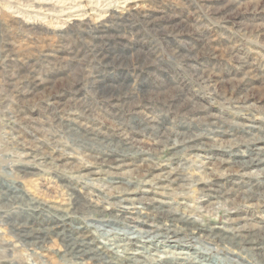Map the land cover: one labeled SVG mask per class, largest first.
Wrapping results in <instances>:
<instances>
[{
  "label": "rangeland",
  "instance_id": "1",
  "mask_svg": "<svg viewBox=\"0 0 264 264\" xmlns=\"http://www.w3.org/2000/svg\"><path fill=\"white\" fill-rule=\"evenodd\" d=\"M261 158L264 0H0V264H264Z\"/></svg>",
  "mask_w": 264,
  "mask_h": 264
},
{
  "label": "bare ground",
  "instance_id": "2",
  "mask_svg": "<svg viewBox=\"0 0 264 264\" xmlns=\"http://www.w3.org/2000/svg\"><path fill=\"white\" fill-rule=\"evenodd\" d=\"M250 92V91H249ZM251 92H253V91H251ZM252 94V93H251ZM253 95V94H252ZM257 96H258V94H257ZM249 97V96H248ZM260 97V96H259ZM260 99V98H259ZM38 141V140H37ZM61 147V146H60ZM147 147V146H146ZM42 149V150H41ZM144 149H146V148H144ZM152 149H156L155 147H154V145H150L149 147H148V149H146V153L148 154V153H150L151 152V150ZM36 151L37 152V150H40V152H37V153H40V154H35L34 156H33V158H35L36 159V157H38V156H40V158L39 159H41L42 161H44V163H47L48 162V160L47 159H56L57 157V154L59 155V151H57V150H53V151H49V150H47V149H45V148H40L37 144L36 145H34L31 149H30V152H29V155H30V153L32 152V151ZM28 155V156H29ZM25 156H27V154L25 155ZM34 160V159H33ZM115 161H120V158H115L114 159ZM40 162V161H39ZM49 163V162H48ZM243 164H244V166L245 165H263V166H261L262 167V169L264 170V160L261 158V159H258V161H254V160H252V161H249V162H247L246 160H245V162H243ZM145 166H148L149 167V163H147ZM74 168H75V171H78V172H80L81 170H82V167H80V166H78V165H75L74 166ZM98 172H93V171H90L88 174H85V175H91V174H97ZM261 174H263V173H261ZM83 176V175H82ZM264 176V174L263 175H260V177H263ZM85 177V176H84ZM129 183L131 184V186H132V184L134 183H132V181L131 182H126V184L127 185H129ZM134 187L136 188V184L134 183ZM86 188H88V187H86ZM134 188V189H135ZM9 191H11V189L9 190L8 189V192ZM81 191H84V190H80V189H76V188H73V191H72V197L70 198V204H76V205H83V202H84V196H82L81 194H79V192H81ZM88 191V190H87ZM120 193H125V195L124 196H126V195H129L130 193H133V191H130V188L128 189V190H126V188L124 187V189H122V190H120L119 191V194L118 195H120ZM83 194H85V193H83ZM10 195H13V194H10ZM116 197H120V196H116ZM121 197H123V196H121ZM98 198H96L95 200L94 199H89V201H90V204L91 203H96V202H98ZM122 200L123 201H127V202H131L132 200H134V198H127V197H125V198H122ZM32 202H30V204H31ZM28 207H30L29 205H28ZM50 208L52 207L53 208V206H49ZM29 210H31V208H28ZM127 209V208H126ZM68 211V209H61L60 210V208H58V209H56V212H58V213H63V212H65V213H63L62 215H61V217H65V216H68L67 215V212ZM69 214V213H68ZM4 218H9V215H6V214H4V216H3ZM177 219H181L182 220V218L181 217H179V218H177ZM12 222V221H11ZM14 225L13 226H17L16 228L17 229H15V230H19L18 232H17V234H18V236H20V235H22V234H24V236L26 235V236H30L32 233H34V231H36L37 229H35L33 226H34V224H32V223H28V221H26L25 223L23 222L22 224L20 223H13ZM56 225V224H55ZM47 227V226H46ZM84 227V226H83ZM83 227H81L80 226V230L83 228ZM149 227L150 228H155V229H158V226L157 225H149ZM37 228V227H36ZM185 227H179V230L181 231V230H183ZM78 229V228H77ZM137 229V228H136ZM161 229V228H160ZM164 230H166L167 232H171V231H175V232H178L179 230L177 229V228H171V227H169V225L168 224H165V228H163ZM79 230V231H80ZM185 231L186 230H188V228H185L184 229ZM130 231V230H129ZM151 229H149L148 231H144V230H141V229H137V230H134L133 231V233L135 232L136 233V235H134V236H131L129 239L131 240V239H133L134 237L135 238H138V237H140V236H142V237H144L143 235H147V234H149V233H151ZM166 231H165V233H166ZM16 232V231H15ZM131 232H129L128 234H130ZM80 234H81V231H80ZM164 234V233H163ZM126 236L125 237H128L127 236V234H125ZM36 236H37V234H36ZM78 236V235H77ZM86 237H88V236H85V235H81L79 238H80V240H79V243H80V245L79 246H82V250L81 249H78V250H76L75 249V246H76V243H77V241L78 240H75V239H73L71 242H70V244L68 245L69 247V253H72V255H77V251H79V252H82L83 254H85V255H91L92 253L93 254H95V248H94V246L93 245H91L89 242H88V239L86 238ZM38 238V237H37ZM36 239V237H30V239H25V237L22 239L23 241H25L26 243H31V245L33 244V245H37V243L39 242L38 240H35ZM42 243V242H41ZM40 244V243H39ZM79 248V247H78ZM74 250H76V251H74ZM98 252V251H97ZM98 254H100V253H98ZM131 254H132V252H129L128 251V249H126V251L124 252V255H121V257H124L125 258V260H127L128 259V261L130 260V257H131ZM160 260L161 259H157V258H149L148 259V261H146L147 263L146 264H159L160 263ZM202 264H210V263H203L202 262Z\"/></svg>",
  "mask_w": 264,
  "mask_h": 264
}]
</instances>
